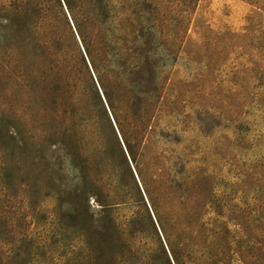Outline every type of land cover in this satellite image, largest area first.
<instances>
[{"label":"rangeland","instance_id":"rangeland-1","mask_svg":"<svg viewBox=\"0 0 264 264\" xmlns=\"http://www.w3.org/2000/svg\"><path fill=\"white\" fill-rule=\"evenodd\" d=\"M19 1L0 0V264H264V0H111L105 27L68 0L83 42L48 0L37 50ZM55 37L76 91L52 107Z\"/></svg>","mask_w":264,"mask_h":264},{"label":"trees","instance_id":"trees-1","mask_svg":"<svg viewBox=\"0 0 264 264\" xmlns=\"http://www.w3.org/2000/svg\"><path fill=\"white\" fill-rule=\"evenodd\" d=\"M27 1H28L27 3L28 10L30 12V21H31V30H32L31 40L34 41V45L37 50L39 49L40 44L38 45L37 43L38 41L36 40L37 38L35 37V29H37L38 26L41 25V23H43L45 27L52 26L50 22V17L49 15H47L48 0H27ZM51 1L57 6V9L60 8L59 1L61 0H51ZM63 1L62 2L64 4L65 10L68 11L70 19H72L74 30L76 31V34L78 35L79 39L83 42L81 30L79 29L77 21L74 17V14L72 11L73 9L68 0H63ZM8 2L12 5L11 9L16 10V11L20 10L19 8H20L21 3H19L20 2L19 0H14L13 2H11V0H8ZM111 3H112L111 0H100L99 5L101 6V8L99 11L95 7L93 9L90 8V10H88L89 14L92 17L93 16L95 17L98 26L105 27L109 18L111 17L110 16ZM10 4H7V7H10ZM108 43H109L108 40L104 41V45H108ZM54 45H55L54 46L55 51L54 50L52 52L45 51L42 53V55H40L42 59L44 58V60H46L47 62H51L50 67H47L44 70V73H45V76H44L45 86L44 87H45L46 92L48 93L47 94L48 100L52 107L60 106L61 104H66L71 101L75 102V99H73L72 94H74L76 91L75 81H72V79H66L60 84L58 82V79L56 78L57 77L56 74L53 73L54 70L56 72L58 71L60 72L61 63L65 61L64 59L65 57L63 55V50H61V43L59 42V39H56V41L54 42ZM109 55L110 54L106 51V57H108ZM52 58L56 61L52 62ZM89 61H90V65L92 66V69L95 71L96 67L93 61H91V59H89ZM65 69L67 68L64 67L62 70H65ZM69 90L71 91V97L68 95ZM108 105L110 106V108H112L109 101H108ZM124 142H126V140ZM126 146H127V143H126Z\"/></svg>","mask_w":264,"mask_h":264},{"label":"water","instance_id":"water-1","mask_svg":"<svg viewBox=\"0 0 264 264\" xmlns=\"http://www.w3.org/2000/svg\"><path fill=\"white\" fill-rule=\"evenodd\" d=\"M61 3L63 4L62 0H61ZM69 22H70V20H69ZM70 24H71V22H70ZM71 26H72V24H71ZM73 31H74V29H73ZM87 64H88V62H87ZM88 66H89V65H88ZM89 68H90V66H89ZM93 79H94V77H93ZM94 82H95V84H96V86H97V89H98V91H99V93H100V90H99V88H98V85H97L95 79H94ZM100 95H101V98H102V100H103V102H104V99H103L101 93H100ZM104 105H105V108H106L107 114H108V116H109V118H110V120H111V123L113 124V127H114V129H115V131H116V128H115V126H114V122H113L112 117H111V115H110V113H109V111H108V108H107V106H106L105 103H104ZM116 133H117V131H116ZM117 136H118V133H117ZM119 139H120V138H119ZM131 169H132V168H131ZM132 172H133V174H134V176H135V173H134V170H133V169H132ZM135 178H136V176H135ZM138 185H139V184H138Z\"/></svg>","mask_w":264,"mask_h":264}]
</instances>
